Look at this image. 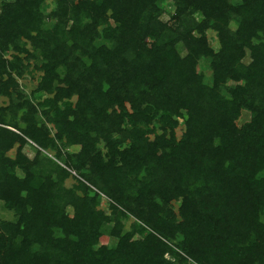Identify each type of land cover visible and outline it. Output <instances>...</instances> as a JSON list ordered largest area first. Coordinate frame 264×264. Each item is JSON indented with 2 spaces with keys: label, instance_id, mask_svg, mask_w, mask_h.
<instances>
[{
  "label": "trees",
  "instance_id": "trees-1",
  "mask_svg": "<svg viewBox=\"0 0 264 264\" xmlns=\"http://www.w3.org/2000/svg\"><path fill=\"white\" fill-rule=\"evenodd\" d=\"M0 100V264H264V0H0Z\"/></svg>",
  "mask_w": 264,
  "mask_h": 264
},
{
  "label": "rangeland",
  "instance_id": "rangeland-1",
  "mask_svg": "<svg viewBox=\"0 0 264 264\" xmlns=\"http://www.w3.org/2000/svg\"><path fill=\"white\" fill-rule=\"evenodd\" d=\"M165 10L168 13L172 11L170 7H168V6L166 7V4H165ZM168 13H166L163 16L164 20H168L169 19V14ZM207 35H208V37H209V39L211 41L212 46L217 48L218 43H217V39L215 37V33L212 32V31H208ZM209 64H210V62L207 61V60L201 62V64H200V71L205 74L206 79L208 81H210L211 77H212V71L210 69ZM25 78L26 79L25 80L24 79L21 80L20 83L23 85L22 89L24 88V91L27 94H30L31 92L34 91V89L37 86V80H36L37 78L36 77L35 78H30L28 75ZM2 100H0V105L1 106H6V103L2 102ZM249 117H250L249 113L244 112L242 117L238 121V124L239 125L243 124L245 121H247L249 119ZM25 152L28 155V157H30V158L34 156V151L32 150L31 147H27ZM74 174L75 173H73V175ZM74 183H75V181L73 179H71V178L69 180H67V185L68 186H71ZM101 207L108 212V207L109 206H108V201L106 199H103ZM3 220L4 221L5 220H8V221L14 220V214L12 212L5 211L4 207H3V202L0 201V221H3ZM132 222H133L132 218L126 221V230L130 229V225H131ZM102 243L103 244H107V245H111L112 244V239L108 235H105L102 238Z\"/></svg>",
  "mask_w": 264,
  "mask_h": 264
}]
</instances>
